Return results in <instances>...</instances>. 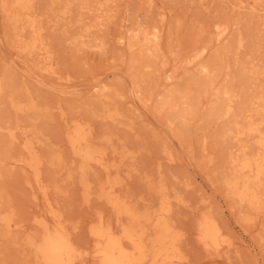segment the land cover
Listing matches in <instances>:
<instances>
[{
	"label": "rangeland",
	"instance_id": "obj_1",
	"mask_svg": "<svg viewBox=\"0 0 264 264\" xmlns=\"http://www.w3.org/2000/svg\"><path fill=\"white\" fill-rule=\"evenodd\" d=\"M83 1L31 0L29 9L23 12L34 13L43 28L42 38L48 42L50 59L36 52L37 55L22 53L18 44L6 37L11 34L8 32L12 25L0 3V84L12 85L13 94L22 101L27 100L28 90L38 105L32 112L16 111L8 105L11 89L7 87L0 92V125L4 127L0 130V264H36L27 239L41 232L36 219L44 217L54 223L51 206L62 215L76 244L89 252L82 258L87 264L92 263L90 253L95 243L90 232L92 225L100 214L114 224L119 222L113 206L99 196L100 184L113 178L120 184L117 183L120 188L116 186V192L138 211L153 216L161 209L160 189L165 185L172 206L167 220L179 236L178 247L185 257L182 264H264V211L241 204L222 183L229 151L235 148V153H240L241 147L216 136L229 118L215 119L210 114L220 100L219 90L226 84L235 83L239 91L237 59L249 57L252 61L249 66L263 71L248 92L264 90V11L252 12L251 4L257 2L254 0ZM238 1L251 4L244 6ZM260 2L259 7L264 6V0ZM100 3L112 17L106 16L103 25L96 24L98 11L88 9ZM82 6L87 9H81ZM126 19L146 28L157 24L165 27V57L156 58L147 52L145 57L137 46L124 45L119 37L129 26ZM88 24L94 26L87 39L76 42L74 34ZM225 24H229L228 33L217 39V26ZM28 29L24 31L30 36ZM240 34L246 40L238 47L236 37ZM94 44H103L105 50L93 47ZM204 45L212 49L199 58L196 54ZM225 45L231 47L228 52ZM135 58L149 60L150 68H146L143 80L137 77L141 76L143 61L133 64ZM210 58L216 64L209 79L199 70L197 62L211 61ZM51 64L57 73L46 69ZM193 80L200 85H194ZM103 82L107 85L105 92L96 90V84ZM188 84L197 98L196 112L184 129L171 116L178 107L159 109L157 104L173 85L184 89ZM238 100L235 102H242L241 98ZM104 101L121 113L120 120L104 118L101 112ZM76 122L90 126L92 143L105 151L108 169L94 163L83 173L82 160L67 143L68 128ZM28 140L43 159L39 168L47 192L38 185L34 170L19 160L30 156L25 148ZM244 140L248 145L253 141L249 137ZM252 144V149L246 147L249 153L258 151ZM165 148L172 152L173 159ZM85 178L90 182V196L83 185ZM205 213L214 215L221 223L232 243L230 249L216 251L200 243L198 222ZM2 217L11 218L10 227ZM147 230L149 235L155 233L152 222H147Z\"/></svg>",
	"mask_w": 264,
	"mask_h": 264
},
{
	"label": "bare ground",
	"instance_id": "obj_2",
	"mask_svg": "<svg viewBox=\"0 0 264 264\" xmlns=\"http://www.w3.org/2000/svg\"><path fill=\"white\" fill-rule=\"evenodd\" d=\"M30 1L31 0H0L1 8L10 17V22H11L10 24L12 25V30L8 32V34L11 33L10 36H8L5 31L6 37L10 38L14 42V44H18L17 47L21 48L22 53L26 52L28 54H33V53L35 54L36 52L42 55L43 57H45V59H50L51 50L47 45L48 42L45 40L47 42L45 43L44 41L45 38H42L43 28L40 25H38V21L34 13H23L24 11L29 9ZM254 1H257L256 4L254 5L245 1H238V3L241 2L243 3L242 5H244V3L245 4L247 3L248 5L251 4L252 12L255 10L257 11L262 10L263 12L264 6L259 7L258 5L259 3H261L260 1L262 0H254ZM82 2L84 1L82 0ZM98 2L96 3V5L98 4ZM241 3L239 5H241ZM84 8H85L84 6L81 7V9ZM88 9L91 10L94 9L98 11L99 22L96 23L97 25H103L104 21L106 20L105 19L106 16L112 19V17L110 16L111 14L105 12V8L102 3H100L99 6L95 8L91 5V8ZM80 11L81 10H79V12ZM126 21H129V26L126 27L124 31L125 32L124 35H121L119 37L120 41L124 45L126 44L131 48L137 46L140 52H142V54L145 55V57H146V52L147 54L149 53L150 55H153L156 58L165 57V53H163L164 52L163 33L165 27L163 28L162 25L157 24L150 28H146L145 25L143 24L137 25L134 20L126 19L125 22ZM94 25L88 24L84 29L81 28L82 29L81 32L74 34V40L76 42L81 43V40L90 34V31ZM225 25L226 26L224 27H222L221 25L218 26L216 25L219 28L217 29L218 30L217 39L222 38L224 35L228 33L227 25L229 24H225ZM26 27L27 29L30 28V30L28 29L29 32L31 33L30 36H28V34L25 33L26 31H24ZM244 37L241 34L239 37H236L238 39L236 41L238 47H241L243 45L245 39ZM3 38L4 40H6L5 37ZM8 41L9 40H7L6 42ZM84 42L86 43L87 41ZM236 42H234L235 47H237ZM92 46L95 48L98 47L100 49H103V51L105 50L103 44L102 45L94 44ZM230 48H231L230 46L227 47V45H225V49H224L225 52L226 51L228 52ZM210 49H212V47L208 45H204L202 46L201 49H199L196 56L199 58L203 57L206 53L210 51ZM220 51L222 50H219V52ZM223 52L224 51H222V53ZM220 55L222 56V54ZM140 57H144V56H140ZM139 58L138 59L135 58V60L131 62L133 64L136 62L137 65V62L141 60V59L139 60ZM210 59L211 61L203 60V62H201L199 60L197 62V66L199 70L201 72H204L205 77L206 78L209 77V79L211 78L210 76H212V74L210 73L213 72L212 70L214 64H216L214 59L213 61L212 58ZM147 61H143L142 64L139 62L142 65V70H141L142 73L140 72L141 76L139 77V75H137V77L142 80L146 76L145 73L147 69L150 68L149 67L150 64L147 63ZM235 61H236L235 64L239 66L238 70H240L239 77L241 84L239 91L237 90L238 88L235 85V83L233 84L232 82L233 80L231 81L232 82L231 84H226L227 86L225 85L224 88L222 86L223 89L221 90V92L218 88L219 95H221L220 100L219 101L217 100L218 103L216 102L217 104L214 105L215 107L212 110H210L211 111L210 114L215 119L216 118L219 119L220 117L221 118L223 117V119L229 118L228 122H226V124L221 129V132L216 136L226 143L232 141L231 143L235 142V144L237 143L236 146L239 145L241 147L240 153H235V151L237 150L235 148H233L235 149L234 152L232 151L233 149L229 151L227 166L226 168H224V170L226 171L224 172L225 174L223 173L224 175H223L222 183L227 187L226 189L229 190L234 197L239 199L241 204H245V205L247 204L248 206L251 207V209L264 211V194H263L264 191L263 190V186H264V130L263 129L264 127H262L264 126V90L261 89L260 92L259 90L258 92H256L257 89H260L257 88L255 89L256 91L254 90V92L252 91L248 92V89H251L250 86L252 82H254V79L257 77L259 73H262L263 71L262 69L255 66L250 67L249 65L252 64V61L249 57H247L243 61H239V59ZM45 63L47 62H44V64ZM51 66L52 64L46 69L49 70L50 72L57 73ZM132 70L136 71L134 69ZM169 77L171 79L173 78L170 75ZM193 82H195V80H193ZM193 82L191 81V83ZM100 83L96 84L95 87L96 90L98 89L101 92H105L107 85L104 84V82L102 84ZM194 85H200L198 80L197 82L194 83ZM7 87L11 89L10 91L11 94L9 95L8 98V102H9L8 105L10 104L11 108L20 112L22 111L32 112L33 110L38 109V105H36V103L30 97V93L28 90L25 93V95L27 96V100L22 101L20 99H17L16 96L13 94L14 87L12 85L10 86L9 84L1 83L0 92L7 89ZM173 87H172L173 90L169 89L171 91L167 92V94L165 93L164 94L165 96L163 98L161 97V100L158 99L159 104H157L158 106L157 105L156 106L159 107V109H163L165 107L171 109L178 107V110L175 112L173 111L174 113L172 112L171 116L173 114V121L176 122L179 127L181 126L182 128L185 129L187 124H189L190 119L196 112L195 99L197 98H195L194 90L191 84L186 85L184 89L175 88L174 85ZM161 88L163 87H160V89ZM143 90H146V88H144ZM103 95L105 94L103 93ZM148 97L147 100H149ZM239 98L242 99V102L240 100L238 104L235 101H237ZM103 100L104 99H102L101 102ZM101 106L100 108L104 118L106 119L109 118L110 120L113 121L120 120L119 117L121 116V113L117 109L109 108L108 106H106L105 101L102 103ZM3 128L4 127L0 125V130H3ZM89 128L90 126L84 123L76 122L73 126H70L68 128V131L66 133L68 145H70V148L73 151V153L77 155L83 162V165L81 167L83 173L86 172L89 164H91L92 167H93L92 164L94 163H95L94 165L98 164L101 167L103 166L105 170L108 169L110 165L105 160V151L93 145L90 135L91 131ZM11 136L14 137V134H12ZM244 137L247 138L249 137L251 140H253L251 141L250 145L254 143L258 151H256L255 153L247 152L246 147L250 145H248L249 142L246 143L247 140L245 141ZM206 143L207 141H204L205 146ZM25 148L27 149L30 156L28 159L21 158L19 160L23 161L27 166L31 167L34 170L38 185H40V187L43 189L44 192L45 191L47 192L48 188L46 189V185L41 183L42 181L40 175L41 171L39 168L43 163L42 162L43 159L39 156V154L35 150V146L33 145L32 141L28 140L25 144ZM166 148L165 151L169 153L170 159L171 158L173 159L172 152L167 151ZM62 162L63 160L60 157L58 159V163L61 164ZM118 182L119 181L117 179L113 178V179H107L106 181L100 184L99 196L100 198L101 197L105 198L108 201V203H110L113 206L118 216L117 221L119 222H115L117 224H114L113 221L106 220L105 217L102 214H100L96 223L92 225L90 232L95 243L93 245L92 252L90 253L93 259L92 263L90 264H182V262L185 260V257L181 254L178 247L179 236L177 233L174 232L173 226L171 225L172 223L170 224L167 220V216L170 213L172 206H171L170 196L166 192L165 185L162 184L160 189V192L163 194L161 209H159L158 213L153 216V214L151 215L150 213H147V211L146 212L138 211L135 207H133L130 204L129 200L127 201L125 197L121 196L122 194L120 195V193L116 192V189L120 188L119 186L120 184ZM83 183H84L83 184L84 187L87 189V196H90V182L85 178ZM116 186L119 187L117 188ZM177 200L179 201L181 200V198L177 197ZM51 213L53 214V218L55 220L54 223H51L47 218L44 217L36 219V222L40 226L41 232L39 233L38 236H32L27 239V245L32 249L36 264H87L85 258L82 257L84 256L86 257V255H89V252L87 250L86 251L81 250L79 245L76 244L75 240L72 237V233L70 232L71 230L70 231L68 230L66 224L62 219V215L57 211H55V209L52 206H51ZM2 219L7 222L8 227L11 226L10 223L11 218L2 217ZM147 222H152V224L154 225L155 233H153V235L148 234ZM197 234H198V240H200V243H202L206 249L214 248L217 251L218 248L230 249L232 245L221 223L216 219V217H214V215L210 213H205L200 218L198 222Z\"/></svg>",
	"mask_w": 264,
	"mask_h": 264
}]
</instances>
